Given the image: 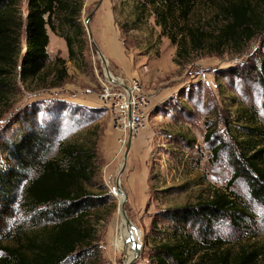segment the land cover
Returning a JSON list of instances; mask_svg holds the SVG:
<instances>
[{
  "label": "rangeland",
  "instance_id": "obj_1",
  "mask_svg": "<svg viewBox=\"0 0 264 264\" xmlns=\"http://www.w3.org/2000/svg\"><path fill=\"white\" fill-rule=\"evenodd\" d=\"M99 1L83 0L79 20L86 30L84 58L70 59L62 32L47 25L50 41L45 68L39 77L24 81L19 67L26 46L29 0H19L24 23L22 51L0 98V174L13 168L21 174L16 185L3 190L0 187V247L17 246L37 229L56 222L55 206L36 211L25 206L24 190L39 169H18L6 150L23 135L42 131L45 139L53 141L46 142L43 157L55 156L64 142L97 143L95 176L89 185L95 204L88 215L94 240L63 264H156L152 261L155 247L169 241L177 229L190 232L201 242L200 247H211L205 249L210 254L218 247L230 262L242 249L264 250V205L252 196L246 176L231 182L239 171L242 152L252 145L264 147V139L255 130H264V31L244 45L237 46L231 40L218 45L215 34L226 23L219 14L220 1L197 0L187 21L188 29L202 31L206 37L203 47L194 49L190 39L174 44L166 34L169 30L164 32L156 22L152 7L135 25L137 3L144 0H111L129 54L140 62L141 75L126 80L106 57L108 69L119 79L116 84L138 80L147 98L145 127L131 134L116 125L102 100L104 86L115 81L108 77L91 30L92 16L102 3L97 7ZM263 10L261 5L256 6L257 14H263ZM55 21L58 25L57 18ZM63 67L68 75L54 86L58 69ZM138 133L143 143L141 152L150 168L153 195L140 203L129 201L127 196V215L138 228L143 244L139 257L130 262L124 258L123 248L114 247L115 237L121 240L129 231L126 222L119 219L124 194L116 187V179L128 139L132 135L133 145ZM134 150L131 146L128 159L134 153L139 156L138 149ZM125 170L121 177L124 190L123 181L128 176ZM217 191L230 195L239 207L205 218L194 217L189 222L175 216L182 210L177 209L205 203ZM262 253L257 264H264Z\"/></svg>",
  "mask_w": 264,
  "mask_h": 264
},
{
  "label": "trees",
  "instance_id": "obj_2",
  "mask_svg": "<svg viewBox=\"0 0 264 264\" xmlns=\"http://www.w3.org/2000/svg\"><path fill=\"white\" fill-rule=\"evenodd\" d=\"M197 0H144L137 3V25L148 7L153 8L156 22L163 27L174 44H183L190 39L194 49L205 44L206 33L188 29L187 21ZM219 14L226 23L215 34L218 45L231 40L237 46L244 45L256 34L264 31L263 14L256 13V6L264 8V0H219ZM26 16V46L20 64L19 76L22 80L39 77L49 58L47 46L49 33L62 32L68 46L70 59L83 57L85 47L84 25L80 15L83 0H29ZM55 18L58 19L56 25ZM181 22H184L181 25ZM19 0H0V98L4 95L10 78L18 64L22 51L21 30L23 28ZM179 38V40H178ZM220 47L218 46L217 49ZM65 64V60L58 59ZM66 67L58 69L57 81L60 85L67 77ZM264 139V130L255 129ZM42 132V131H41ZM41 132L32 131L22 136L12 147H6L16 160L17 168L35 167L39 169L36 177L29 181L24 190V203L36 211L43 206H55V223L44 225L17 246L0 247L4 255L0 264H63L79 248L92 244L93 228L89 224V208L94 203L93 192L89 190L95 176L97 143H61L58 153L43 157L46 142L53 144ZM208 135L207 138H210ZM249 144V141H246ZM53 146V145H52ZM252 145L242 152L239 171L233 175L232 183L240 176H246L252 196L264 205V147ZM17 169L0 174V187L11 188L18 182ZM92 201V203L90 202ZM236 201L228 194L217 191L205 203L185 205L175 216L186 219L203 218L238 208ZM41 209H39L40 211ZM169 241L155 247L152 261L156 264H257L264 250L246 252L242 249L232 262L218 249L211 254L200 247L201 242L185 230L177 229ZM203 244V243H202ZM200 247V248H197ZM79 264H86L80 262Z\"/></svg>",
  "mask_w": 264,
  "mask_h": 264
},
{
  "label": "crops",
  "instance_id": "obj_3",
  "mask_svg": "<svg viewBox=\"0 0 264 264\" xmlns=\"http://www.w3.org/2000/svg\"><path fill=\"white\" fill-rule=\"evenodd\" d=\"M104 2L105 0L102 1L92 16L91 30L93 38L96 41L95 44L104 53L105 57L117 66L121 76L126 80L140 77V62L129 54L130 51L127 49L123 38V31L114 18L112 1L109 0V3L106 4ZM140 134L138 133L134 136L132 145V151L134 152V149L137 148L139 156H136L135 153L134 155H130L125 170L128 176L126 181H123L129 201L139 203L143 199L145 201L148 200L153 195L151 189L152 183L149 180V164L141 152L140 146L143 143L139 138ZM144 140L149 142L146 138ZM116 141L114 137V145Z\"/></svg>",
  "mask_w": 264,
  "mask_h": 264
},
{
  "label": "built area",
  "instance_id": "obj_4",
  "mask_svg": "<svg viewBox=\"0 0 264 264\" xmlns=\"http://www.w3.org/2000/svg\"><path fill=\"white\" fill-rule=\"evenodd\" d=\"M102 100L108 106L113 121L125 132L135 134L145 127L147 98L142 94L138 80L129 84L122 81L121 85L109 82L104 86Z\"/></svg>",
  "mask_w": 264,
  "mask_h": 264
},
{
  "label": "water",
  "instance_id": "obj_5",
  "mask_svg": "<svg viewBox=\"0 0 264 264\" xmlns=\"http://www.w3.org/2000/svg\"><path fill=\"white\" fill-rule=\"evenodd\" d=\"M101 2H102V0L99 1L97 7L100 5ZM93 12H94V10L90 13V15H89V17L87 19V22L91 18ZM87 29H88L90 37L92 39V34H91V31H90V28L87 27ZM99 54L102 57L105 65H106V70H107L108 75H111L110 71L108 69V61H107L105 55L100 50H99ZM130 118H131V115H130ZM131 146H132V135L128 139V144H127V147H126V150H125V153H124L123 163H122V166H121V168H120V170L118 172V175H117L116 187L118 188V190L120 192H122L124 194V199H123L122 203L119 205V208L123 211V213H124V215L126 217L127 223L131 224L135 229H138L136 227V225H134L131 222L130 218L127 215V210H126L127 194H126L125 190L123 189V187L121 185V177H122V174H123L124 170L126 169V165H127V162H128V156H129V153H130V150H131ZM142 247H143L142 242L135 241V243H134V254H133L132 259L130 260V262H134L139 257L140 253L142 252ZM124 258H125V256H124Z\"/></svg>",
  "mask_w": 264,
  "mask_h": 264
},
{
  "label": "bare ground",
  "instance_id": "obj_6",
  "mask_svg": "<svg viewBox=\"0 0 264 264\" xmlns=\"http://www.w3.org/2000/svg\"><path fill=\"white\" fill-rule=\"evenodd\" d=\"M108 77L110 80L112 79L111 81L119 82V79L118 78L115 79L114 75L112 73H111V75H108ZM120 193H122V192H120ZM123 199L124 198L122 196L120 199V204L122 203ZM119 216H120L119 217L120 220H124L126 222V226L129 228V231H127L126 235L123 237V238H125L124 240H123V238L120 240V238L118 236L115 237L114 247L118 250L123 248L122 253L125 256L126 261H129L132 259V256L134 254V243H135V241L141 242V238H140V234H139L140 232L138 231V229H135L131 224L127 223L126 217H125L122 210L120 211Z\"/></svg>",
  "mask_w": 264,
  "mask_h": 264
}]
</instances>
